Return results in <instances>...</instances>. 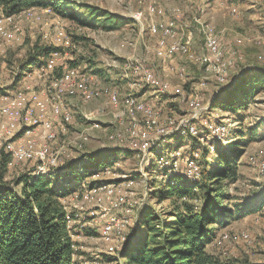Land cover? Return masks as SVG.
Wrapping results in <instances>:
<instances>
[{
  "label": "rangeland",
  "instance_id": "rangeland-1",
  "mask_svg": "<svg viewBox=\"0 0 264 264\" xmlns=\"http://www.w3.org/2000/svg\"><path fill=\"white\" fill-rule=\"evenodd\" d=\"M68 1L107 11L121 22L118 26L109 27L103 23L102 18L96 21L87 19L86 12L74 8L75 6H70L68 15L75 13L81 22L55 11L43 12V8H29L31 11L24 10L25 12L11 16V21H5L4 26L13 33V38L6 41L0 37V96L6 98L4 101L11 100V93L26 94V86L34 92L43 91L52 78L58 77L50 75V69L45 68L46 72L38 69L45 66L47 57L40 56L31 61L36 56L37 48L50 46L51 40H57L55 35L60 25L64 33L60 41H64V47L58 48L56 65L52 69L61 68L66 58L69 67L71 63H77L74 68L89 77L90 84L97 89L111 87L121 99L127 93L133 92L136 95L140 92L141 96L146 93L145 99L136 96L145 102L158 104L157 107L161 104V118L172 117L178 120L180 115H186L187 109L193 108L192 100L200 101L204 108L199 110V118L194 121L197 124L195 136L172 137L157 144L153 140V145H148L150 153L143 159L142 150L135 146L121 147L119 142L108 139L110 133H118V130L123 132L124 126L130 125L127 111L121 115L119 109H114L104 95L90 101H83L78 96L63 98V103L71 110L72 119L63 124L66 132L61 130L60 123L54 119L52 122L57 136L53 143L52 140L48 142L58 154L57 166L67 162H70L68 167L87 165L90 162L110 163L80 180L75 176L64 177L66 172L63 171V174L57 171L61 176L54 183L62 192L72 189L64 192L67 194L61 197V201L66 205L70 216L73 215L68 224L74 228L71 236L75 251L74 264H115V261H105V257H118L127 235L143 231V212L151 211L159 218H164L171 211V200L154 197V191L162 187L161 183H166L170 174H183L185 164L195 152V160L201 170L200 156L204 147L212 152L216 151L215 153L227 150V153L235 155L237 159V179L223 181V191L228 196L223 202L225 205L242 203L264 189V174L259 173L256 166L264 155V82L253 84L254 86L244 84V96L242 90L233 93L239 104L236 112L212 107L214 97H225L224 90L232 88L235 83L239 86L256 71L264 70V46H255L252 42L254 38L264 37V0ZM231 7L236 9L234 15L230 14ZM170 22L183 35L182 40L188 44L193 56L198 53L207 55L202 29L204 26L213 29L222 51V59L230 61L223 73L222 82L217 80L216 72L206 71L205 66L201 70L200 62H193L181 55L163 59L155 54L161 28ZM236 37L247 41L236 48ZM232 52H235L233 56L239 53L242 59H232ZM258 54L263 58H258ZM34 62L37 64L31 65ZM139 64L151 68L154 74L166 81L168 91L162 94L148 87L140 77L143 70L147 69H140ZM170 67H174V70L171 71ZM243 70L244 76L240 81ZM203 77L206 78V83L201 82ZM133 80L139 84L131 86ZM181 94L188 95L189 100L183 102ZM25 102L26 98H23L21 104ZM136 119L139 131L137 141H145L142 133L152 130L142 127L145 123L141 118ZM202 119H206V122ZM119 121L124 123L123 126L120 127ZM217 126L221 127L219 134L214 130ZM236 131H241L243 135L239 136L242 139L241 146L233 145ZM21 134V131L17 132L13 138ZM124 137L123 142L130 141L128 135L124 134ZM22 138L44 142L42 135L35 134V130ZM216 146L217 150L214 149ZM152 149L157 152H151ZM234 149L239 153L233 154ZM159 154L165 155L166 159L158 166ZM204 158L210 160L211 155ZM36 166V162H10L5 169L0 166V183L18 192L16 178L34 167L36 172ZM162 166L173 167L174 172L170 169L160 170L159 167ZM57 169L56 167L55 170ZM69 171L73 172L72 169ZM127 179L134 180L135 184L130 188L121 186L112 198H105L98 192L100 201H90L88 191L96 185L94 183L115 187L122 185ZM199 201L195 198L190 202L198 204ZM110 215L130 218L119 233L123 235V239L125 237L124 241L119 237H112L108 241L102 238V226ZM221 231L243 233L247 238L224 247L212 245L211 240L207 248L209 252L232 262L264 263V206L254 213L231 220L226 226L216 225L213 237Z\"/></svg>",
  "mask_w": 264,
  "mask_h": 264
},
{
  "label": "trees",
  "instance_id": "trees-1",
  "mask_svg": "<svg viewBox=\"0 0 264 264\" xmlns=\"http://www.w3.org/2000/svg\"><path fill=\"white\" fill-rule=\"evenodd\" d=\"M70 6L83 9L85 17L92 21L102 18L103 23L109 27L118 26L121 22L107 11L77 5L68 0H0V16H16L29 8H49L81 22L75 13L68 15ZM55 49L53 46L37 48L36 56L31 62L40 56L48 57ZM35 64L37 63L31 65ZM76 64L71 63V66L75 67ZM243 76L244 73L240 75V81ZM262 82L264 70L256 71L243 84L238 86L235 83L232 88L224 90L225 97H214L212 107L236 112L239 104L233 93L241 91L244 84L254 86L253 84ZM242 95H245L243 90ZM239 136H243L241 131H236L234 146H241L242 139ZM204 148L200 156L201 174L195 182L168 166L159 167L160 170L170 169L174 173L170 174L166 183H161L162 187L155 190L153 196L160 200H171V211L164 218H159L151 211L143 212V231L127 235L118 257H105V261H115V264H264L223 260L208 251L214 227L226 226L231 220L258 211L264 206V189L242 203L225 205L223 202L228 196L223 191V181L237 179V159L235 155L227 153V150L215 153L216 151ZM216 148L217 146L214 147L215 150ZM233 152L239 153L237 149ZM206 155H211V159L204 158ZM9 160V155L0 153V166L3 169L9 165ZM69 163H60L61 165L56 166L57 170L54 167L36 174L34 167L31 171L22 173L15 180L18 192L0 183V264H74L75 251L71 237L74 228L68 224V211L61 201V197L67 194L64 192L72 189L62 192L54 181L61 176L59 172H66H63L64 177L75 176L80 180L110 163L90 162L87 165L68 167ZM94 184L97 186L100 183ZM195 198L200 200L198 204L190 202Z\"/></svg>",
  "mask_w": 264,
  "mask_h": 264
},
{
  "label": "bare ground",
  "instance_id": "bare-ground-1",
  "mask_svg": "<svg viewBox=\"0 0 264 264\" xmlns=\"http://www.w3.org/2000/svg\"><path fill=\"white\" fill-rule=\"evenodd\" d=\"M260 1V0H259ZM31 11V9H27ZM230 14L234 15L236 9L231 7L229 9ZM25 12V11H24ZM43 12H50L49 8H44ZM177 12H174L176 14ZM5 21H11V16L0 18V37L6 41H10L11 37L13 38V33L7 31L4 26ZM7 24V23H6ZM213 29L209 26H204L202 29L203 41L206 47L207 55H213L210 65L205 66L206 71H214L217 74V80L223 81V73L226 71L227 67L230 64V61L222 59V51L218 45L215 35L213 34ZM13 31V29H12ZM56 31V30H55ZM172 35L176 36V47H172V42H169ZM64 36L63 30L60 34V29L56 31L55 37ZM183 35L177 32L173 28V24L170 22L164 25L161 28L160 38L156 42L155 54L158 57L163 58L162 51H169V56L181 55L187 58L192 59L193 62H200L201 57L193 56L189 51L188 44L182 40ZM252 42L255 46H264V37L254 38ZM214 53V54H213ZM235 52H232V55ZM58 53L56 52V55ZM45 63V62H44ZM52 63V68L55 67V59L53 60V54L50 53L46 59L45 66L38 68L42 72H46L45 68L50 69ZM69 72H63L60 77L52 78L50 84L47 88L43 90V96L38 99L34 98V90L27 87L28 92L26 94L18 93V95L12 98L9 101H4L3 96L0 97V146H3L4 138V148L0 150V153L9 155L10 162L12 163H25V162H36V174L46 172L50 168H54L58 165V154L51 149V146L48 144L56 139V130L54 128L53 120L57 119L60 123L61 130L65 131L63 124H67L72 119V113L68 106L63 103V98L67 97H80L83 101H90L95 99L97 96H105L107 102L115 108H118L120 114H125V111L130 115L131 123L129 126H124V131L115 134H109L108 139L119 142L124 141V134L128 135V139L131 140L136 136V139L139 136V131L137 128V119L136 117L141 118L147 129L154 132H161V126H169V130L166 134H162L159 137L154 138L155 144L171 139L172 137H181L186 138L189 136H195V131L191 129L195 126V120L199 118V111L193 116H188L184 122H179L178 120L173 119L172 117L165 118L161 120V115L159 110H156L154 104L151 102H145L143 99L135 96V94L127 93L122 97H119L118 92L111 87H104L97 89L90 84L91 79L83 74H81L76 68L69 67ZM174 69L171 68V71ZM142 81L150 88L160 92L162 94L168 91L169 85L158 75H148L147 70H143L142 76H140ZM162 83V88L161 84ZM139 83L136 80L131 82V86H137ZM25 96V97H23ZM26 98L25 104H21V100ZM149 106V110L147 106ZM193 107L197 106V101L192 100ZM128 115V116H129ZM18 120L20 124L18 125ZM38 123L42 121L43 134L42 138L44 142L38 143L32 138H28V141H21L20 138L23 135L31 134L33 130L31 124L29 123ZM206 122V119H202ZM120 127L123 126V122L119 121ZM69 124V123H68ZM128 124V123H127ZM177 124V125H176ZM216 134L221 132V127H214ZM21 131V136L13 138L15 133ZM66 132V131H65ZM143 135V134H142ZM173 135V136H172ZM145 138V137H144ZM85 140L86 137H83ZM158 140V141H157ZM42 143V147H41ZM153 145V143L151 144ZM13 152H19L16 156H13ZM197 152L193 154V157L188 160L184 167V177L190 181H196L199 179L201 170L198 164L196 163L195 157ZM166 156L163 154L158 155V166L165 162ZM38 160H40V170L38 168ZM174 166V164H173ZM188 166V167H187ZM259 173L264 174V155L262 159L258 160L256 163ZM173 168V167H172ZM171 168V169H172ZM173 170V169H172ZM135 184L134 180L127 179L122 182V185L113 186L110 184H101L94 187H91L88 191V196L90 201L96 200L100 201V198L97 197V193L101 192L105 198H112L115 191L118 188H130ZM124 185V186H123ZM68 222H70V214L67 212ZM130 219V218H129ZM128 218H120L115 215H110L101 229L102 238L106 241L111 240L112 237H119L123 239V235H120V230L128 223ZM124 229V228H123ZM115 235V236H114ZM119 235V236H117ZM247 238L246 234L237 233V232H227L221 231L215 235L212 240V245L214 246H227L226 244L232 245L237 243V241H243Z\"/></svg>",
  "mask_w": 264,
  "mask_h": 264
},
{
  "label": "built area",
  "instance_id": "built-area-1",
  "mask_svg": "<svg viewBox=\"0 0 264 264\" xmlns=\"http://www.w3.org/2000/svg\"><path fill=\"white\" fill-rule=\"evenodd\" d=\"M0 18H5V16H0ZM174 20H179V19H174ZM152 24H153V20H152ZM58 27L60 28V34H61L62 27H60V25H58ZM169 42H172V47H176V36L172 35V38H170ZM51 45L54 48H56L55 50L52 51L53 60H54V59H56V52H57L58 48H60V47L63 48L64 47V41H60V36H58L57 40H51L50 41V46ZM162 53H163V59L168 58L169 51H162ZM197 56H201V65L199 66L201 68V70H202V67L210 65L211 60L213 59V55H204V54L198 53ZM139 65H140V69H147V74L148 75H154V71H151V68L146 67V66H144L142 64H139ZM47 66H50V75H58V78L60 77V75H62L63 72H69V70H70L69 69L68 60L66 58L64 59L63 65L59 69H52V63H51V65H47ZM225 81H226V78L224 79L223 84L225 83ZM201 82L206 83V78L203 77ZM160 84H161V88H162V83H160ZM33 93H34V98L38 99V102H39V98L41 96H43L44 92L41 90L39 92H33ZM16 95H17V93H11V97H9V99H12V97H15ZM180 97H181V100L183 102H184V100H189V96L188 95H182L181 94ZM144 106H147L148 110H149V106L148 105L144 104ZM199 110H204V108L202 107L200 101H197V106L196 107L187 109L186 110V115H180L178 117L177 124L179 122H184L186 117L193 116V114H196ZM20 122L21 121L18 120V125L20 124ZM29 123L31 124V128L35 129V134L44 135L43 134V126H44V124H43L42 121H38V123H31V121L29 120ZM198 123H203V122H198ZM196 126H197V124L191 129V131H195V127ZM142 127H144L146 129L145 126H142ZM167 131H170L169 130V126H161V132L146 131V140L145 141H137L136 136L134 135V138L131 139L129 142L119 141L118 144H121V147L122 146H135L136 149L142 150L143 151V159H144L145 155H147L149 153L148 152V145H149V143H153V138L159 137L162 134H166ZM219 136H221V135H219ZM17 141L18 142L28 141V138H20V140H17ZM41 147H42V143H41ZM3 148H4V138H3V146H0V150H3ZM17 154H19V152H13V156H16ZM38 168L40 170V160H38ZM141 201H143V200H141Z\"/></svg>",
  "mask_w": 264,
  "mask_h": 264
},
{
  "label": "crops",
  "instance_id": "crops-1",
  "mask_svg": "<svg viewBox=\"0 0 264 264\" xmlns=\"http://www.w3.org/2000/svg\"><path fill=\"white\" fill-rule=\"evenodd\" d=\"M218 41V40H217ZM244 41H247V39H244V38H242V37H236L235 39H234V43H235V45L234 46H236V48L237 47H240V46H242V44L244 43ZM238 50V49H237ZM231 58L232 59H234V60H237V59H242L241 58V56H240V54L239 53H237L235 56H233L232 54H231ZM258 58H263L262 57V55H260V54H258ZM171 68H173L174 69V67H170V70H171ZM26 88H27V86H26ZM154 92H157L156 90H154ZM158 93V92H157ZM146 94V93H145ZM145 94H143L142 96H141V93L140 92H138V93H136V95L137 96H139V97H141V98H143V99H145ZM135 95V96H136ZM1 97V96H0ZM157 105L158 104H154V107H155V109L156 110H159V112H160V115H161V111H162V109L160 108V105H159V107H157ZM92 106H94L93 104H92ZM114 109H118V108H115V107H113ZM165 118H161V120L163 121ZM146 127V126H145ZM143 135H144V137L146 138V133H142ZM154 139V138H153ZM120 154V153H119Z\"/></svg>",
  "mask_w": 264,
  "mask_h": 264
}]
</instances>
